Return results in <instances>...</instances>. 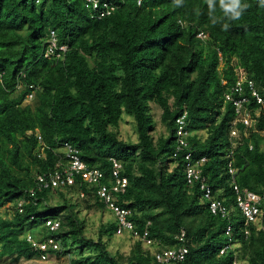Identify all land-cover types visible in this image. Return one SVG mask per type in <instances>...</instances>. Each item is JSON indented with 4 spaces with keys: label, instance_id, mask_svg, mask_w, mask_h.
Segmentation results:
<instances>
[{
    "label": "trees",
    "instance_id": "16d2710c",
    "mask_svg": "<svg viewBox=\"0 0 264 264\" xmlns=\"http://www.w3.org/2000/svg\"><path fill=\"white\" fill-rule=\"evenodd\" d=\"M100 1L99 11L108 3L109 14L96 20L98 11L84 0H0V210H11L10 218L0 217V264H62L84 248L96 250L94 260L81 256L64 264H160L155 251L181 247L182 231L189 253L173 264H264V202L247 236L231 184L264 198V112L237 140L233 167H247L233 178L228 154L237 114L226 99L242 70L264 98V0ZM52 37L57 56L46 58ZM152 104L167 128L158 139ZM184 112L190 147L177 151V119ZM124 115L135 122V143L119 136ZM65 143L88 168L99 169L106 184L110 159L123 163L129 184L115 195L116 205L131 211L134 227L126 263L112 257L104 241L118 235V218L86 185L85 199L79 184L32 195L37 176L65 161ZM188 153L192 163L205 159L199 178L188 177ZM203 183L232 209L228 218L211 213ZM83 207L113 217L100 226L98 240L86 236ZM49 220L59 221V229L50 231ZM230 224L231 244L239 246L221 255ZM145 232L157 244L144 247ZM29 236L54 238L61 250L35 249ZM42 254L53 261L41 262Z\"/></svg>",
    "mask_w": 264,
    "mask_h": 264
},
{
    "label": "built area",
    "instance_id": "2783aa9c",
    "mask_svg": "<svg viewBox=\"0 0 264 264\" xmlns=\"http://www.w3.org/2000/svg\"><path fill=\"white\" fill-rule=\"evenodd\" d=\"M96 6V4H95ZM245 84H248V87H245ZM250 91L251 95L258 103H263L262 98L259 96L255 83L253 81L247 80L245 74H241L236 85L231 88V91L226 94V99L228 101H233L235 105V110L237 113V119L233 123V128L231 131V143L233 149L228 155L231 159L234 155V148H236L237 140L241 139L242 132L237 127V124H242L245 127L244 134L247 133L246 129L252 127L251 113L247 108V105L250 103V98L247 96L246 90ZM236 95V96H235ZM239 97V98H237ZM236 98V99H235ZM179 129L177 130V151L185 150L189 148V142L187 137L189 132L185 129L186 122L185 118L182 117L178 121ZM41 139V138H39ZM252 149V147H251ZM80 152L74 146L69 143L64 144V162L58 163L56 169L46 175H38L36 187L31 190L33 196H35L37 191H42L49 188H63L67 186H75L77 183V178H82V181L79 182L80 185H88L90 188H96L97 196L101 199H105L107 208L112 211L113 214L119 220V228L117 231L118 235H123L126 232L133 231V224L127 220L128 216L131 215L130 210L120 208L116 205V194L124 193L128 187V179L124 176V167L123 163L118 161L115 158H111L110 161L113 164V169L111 177L108 179V184L103 182L104 174L96 168H88V166L82 161L79 156ZM45 156V154H44ZM186 159L190 160L187 165L188 177L199 178L201 170L198 169L199 165L205 163V159H200L195 163L191 162L192 154L188 153ZM229 171L233 178L235 177L236 169L233 167V162L229 163ZM203 179V178H202ZM204 180V179H203ZM205 181V180H204ZM232 186L236 195V204L240 212L245 218V234H249L248 226L256 224L260 221L262 216V204L263 197L255 194L248 189H242L235 181L232 182ZM202 190H205V198L210 202V211L214 215H219L222 218L229 217V209L227 208L225 201L220 199H215L213 192L210 187L202 184ZM81 198L85 197V193L80 194ZM50 231H56L60 227L59 221L49 220L46 223ZM226 235L231 237V227H228ZM179 241L182 243V246L177 249H168L155 253L156 261L160 264H173L183 262L186 258V255L189 253V249L186 247V232L182 231L178 236ZM142 240L145 244L153 245L154 241L148 238V233L145 232ZM28 241L32 243L35 249L48 250L52 248L53 250H61V245L54 238H50L47 242H36L31 236L28 237ZM231 241V240H230ZM232 249V245L225 247L221 254H225L226 251ZM52 260V257L48 254H42L41 262H48ZM53 261V260H52ZM54 264L56 261L54 260ZM234 264H240V262L235 261Z\"/></svg>",
    "mask_w": 264,
    "mask_h": 264
},
{
    "label": "rangeland",
    "instance_id": "374dc122",
    "mask_svg": "<svg viewBox=\"0 0 264 264\" xmlns=\"http://www.w3.org/2000/svg\"><path fill=\"white\" fill-rule=\"evenodd\" d=\"M152 113L156 121V132L154 133V136L155 139H158L160 134H167V128L166 125L161 122L162 110L159 108V106L152 104ZM118 132L120 138L127 142L135 143L138 141V133L135 128V122L127 115H124ZM73 198L74 200H77V197L74 196ZM82 214L86 216V236L94 240H98L99 238L100 226L113 220L112 215L108 211L102 212L96 207H93L91 210H87L85 207H83ZM9 215H11V210L7 208L0 210V217L8 218ZM130 235L127 232L123 235H114L110 239H108V237H104V241L108 244V252L112 255V257L116 258L119 263H126L131 255V249L133 247L134 240L130 238ZM144 247H147V244L144 243ZM154 249L155 248H152V250ZM95 251L96 250L92 248H84L81 253L73 252L71 257L67 256L64 262H69L70 259L81 256H89L92 260H94L95 257L93 256L95 255ZM18 264H37V262L22 260L21 263Z\"/></svg>",
    "mask_w": 264,
    "mask_h": 264
},
{
    "label": "clouds",
    "instance_id": "9594fccd",
    "mask_svg": "<svg viewBox=\"0 0 264 264\" xmlns=\"http://www.w3.org/2000/svg\"><path fill=\"white\" fill-rule=\"evenodd\" d=\"M145 0H137V3H138V5H141L143 2H144ZM95 4H96V6H95ZM100 4H101V1L100 0H84V5L86 6V8H92L94 11H98V14H96V15H92V18L93 19H96V20H100L102 17H104V16H107L108 14H109V11H108V7H109V5H108V3H104L103 5H102V7H103V9L104 10H102V11H99V7H100ZM238 15V14H237ZM198 37L199 38H201L202 40H204V39H206L207 38V35H205L204 33H201V34H199L198 35ZM51 46L49 45V47L46 49V51H45V57L46 58H49V57H51L52 55H56L57 56V54H55V52H53V50H55L56 49V47H57V40H56V37H52V39H51ZM55 47V48H54ZM58 49H60L61 51H63V52H66L67 51V47L66 46H60ZM241 74H245V77H246V79L247 80H250V81H253V80H251L250 78H249V76L247 75V73L244 71V70H242L241 71V73H240V76H241ZM240 76H239V78H240ZM239 78H238V80H239ZM237 80V81H238ZM254 82V81H253ZM223 83L224 84H226L227 82H225V81H223ZM255 83V82H254ZM248 85V84H247ZM255 87H256V90H257V92H258V94H259V96L262 98V100H263V103H258L257 101H256V99H254L251 95H249V93H250V91H248L247 92V90H246V93H248V97L250 98V103L247 105V108L249 109V112L251 113V120H252V127H254L256 124H257V122H258V120H259V118H260V116H261V114L264 112V98L261 96V94H260V91L258 90V87H257V85H256V83H255ZM34 96H35V94L32 92L31 94H29L28 95V102H30V101H32L33 99H34ZM237 98H239V97H237ZM236 99V98H235ZM233 102V101H232ZM253 103H256L257 105H258V107L255 109V110H252V108H250L251 106H250V104L252 105ZM156 105V104H155ZM158 106V105H157ZM160 108V107H159ZM235 112H236V110H235ZM237 114V113H236ZM182 117H184L185 118V122H186V117H187V113L186 112H184L183 114H182V116L181 117H179L178 119H177V122L180 120V119H182ZM237 119V116L234 118V121ZM234 121L232 122V128H233V123H234ZM188 126V123L186 122V127ZM252 127H250V128H252ZM239 128V127H238ZM249 128V129H250ZM249 129H246L247 131L249 130ZM240 130V129H239ZM244 130H245V127H244V129L243 130H241V131H243L242 132V137H241V139L243 138V133H244ZM231 131H232V129H231ZM231 131H230V138H231ZM245 135H246V133H245ZM237 147V146H236ZM251 147L252 146H250V149H251ZM233 149V146H232V143H231V149H230V152H231V150ZM234 150H235V148H234ZM62 153H64V145H63V147L61 148V150H60ZM230 152H229V154H230ZM228 154V155H229ZM228 158H230L229 156H228ZM203 159V158H202ZM83 161V160H82ZM231 161L233 162V160L231 159ZM84 162V161H83ZM85 163V162H84ZM86 164V163H85ZM238 172H240V170H238V169H236V173H235V177H237L239 174H238ZM229 173H230V171H229ZM123 174H124V176H125V173L123 172ZM231 174V173H230ZM238 174V175H237ZM39 175H41V174H39ZM111 177V175H109V177H105L106 179H109ZM127 177V176H126ZM127 179H128V177H127ZM233 181V180H232ZM235 181V180H234ZM236 182V181H235ZM79 185H78V187H79V197H80V199H85L86 197H87V195H86V193H85V191H83L82 189H81V187H83V185H85V184H83V185H80V183H78ZM128 184H129V180H128ZM232 184V183H231ZM77 185V184H76ZM87 187H88V189L90 190V191H92L93 192V194L95 195V197L97 196V192H96V188H90L88 185H86ZM241 187V186H240ZM232 188H233V186H232ZM51 189H54V188H51ZM242 189H247V188H242ZM249 190V189H248ZM250 191V190H249ZM85 193V197L84 198H81V196H80V194L81 193ZM234 192V191H233ZM251 192H253V191H251ZM254 193V192H253ZM256 194V193H255ZM259 195V194H258ZM234 196H235V206H236V208L238 209V207H237V204H236V195H235V192H234ZM259 196H261V195H259ZM262 197V196H261ZM115 199H116V197H115ZM263 202H264V199H263ZM227 206V205H226ZM227 208L229 209V216L231 215V213H233L231 210V208H229L228 206H227ZM109 210V209H108ZM239 210V209H238ZM240 211V210H239ZM242 214V213H241ZM243 215V214H242ZM228 218V217H227ZM47 226V225H46ZM228 227H231V237H229V236H227L226 235V231H227V229H228ZM246 230V229H245ZM244 230V231H245ZM249 234H250V231H249ZM248 234V235H249ZM247 235V236H248ZM225 236L227 237V238H229V243L230 244H228L227 246H229V245H232V249H235V248H237L239 245L236 243V244H231L232 243V241H234V239H233V227L231 226V224L230 225H227L226 226V228H225ZM231 240V241H230ZM155 244H157L155 241H154V244L153 245H155ZM153 245H147V247H152ZM227 246H225V247H227ZM224 247V248H225ZM223 248V249H224ZM222 249V250H223ZM163 250H168V248H166V249H163ZM163 250H160V251H163ZM221 250V251H222ZM160 251H155V253H157V252H160ZM227 252V251H226ZM225 252V253H226ZM155 253H154V258H155ZM220 254H221V252H220ZM221 255H224V254H221ZM67 258V257H66ZM66 258H63L62 259V264H64V263H66V262H64L65 261V259ZM71 260V259H70ZM155 260H156V258H155ZM235 261H238V260H235ZM31 262V261H30ZM238 262H240V261H238Z\"/></svg>",
    "mask_w": 264,
    "mask_h": 264
},
{
    "label": "water",
    "instance_id": "95a60500",
    "mask_svg": "<svg viewBox=\"0 0 264 264\" xmlns=\"http://www.w3.org/2000/svg\"><path fill=\"white\" fill-rule=\"evenodd\" d=\"M246 167H247V165H246L245 167H243V168L240 170V172H241V171H244ZM240 172H238V174H239ZM238 174H237V175H238Z\"/></svg>",
    "mask_w": 264,
    "mask_h": 264
},
{
    "label": "crops",
    "instance_id": "0c3cea01",
    "mask_svg": "<svg viewBox=\"0 0 264 264\" xmlns=\"http://www.w3.org/2000/svg\"><path fill=\"white\" fill-rule=\"evenodd\" d=\"M30 262V261H29Z\"/></svg>",
    "mask_w": 264,
    "mask_h": 264
}]
</instances>
